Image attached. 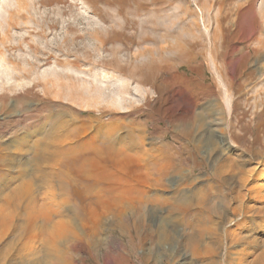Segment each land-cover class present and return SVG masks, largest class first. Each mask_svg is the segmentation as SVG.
I'll use <instances>...</instances> for the list:
<instances>
[{
	"label": "rangeland",
	"instance_id": "1",
	"mask_svg": "<svg viewBox=\"0 0 264 264\" xmlns=\"http://www.w3.org/2000/svg\"><path fill=\"white\" fill-rule=\"evenodd\" d=\"M0 218V264H264V0H0Z\"/></svg>",
	"mask_w": 264,
	"mask_h": 264
},
{
	"label": "bare ground",
	"instance_id": "2",
	"mask_svg": "<svg viewBox=\"0 0 264 264\" xmlns=\"http://www.w3.org/2000/svg\"><path fill=\"white\" fill-rule=\"evenodd\" d=\"M211 141H213V137L211 138ZM119 153V152H118ZM122 154V153H121ZM116 155V154H115ZM117 156V155H116ZM119 156V155H118ZM122 157H124V156H122ZM231 161H233V160H231ZM237 168V167H236ZM236 168H234V169H236ZM136 177V176H135ZM138 178V177H137ZM147 178V177H146ZM145 179V178H144ZM119 182V181H118ZM120 183V182H119ZM136 183V182H135ZM154 183V182H153ZM123 185V184H122ZM125 185V184H124ZM132 185V184H131ZM137 185V184H136ZM141 185V184H140ZM129 187V186H128ZM133 187V186H132ZM144 187V186H143ZM137 189V188H136ZM125 190H127V189H125ZM133 191V190H132ZM109 192V191H108ZM125 192V191H124ZM109 194V193H108ZM124 195L126 194V193H123ZM127 195H128V193H127ZM111 196V195H110ZM109 196V197H110ZM240 196V195H239ZM107 197V196H106ZM123 197V196H122ZM110 199V198H109ZM108 199V200H109ZM112 199H113V196H112ZM112 199H110V201L112 200ZM185 199V198H184ZM118 200V199H117ZM121 200V199H120ZM119 200V201H120ZM133 200V199H132ZM195 200V199H194ZM112 201H115V200H112ZM111 201V202H112ZM119 201H118V203H119ZM138 201V200H137ZM207 201V200H206ZM112 203H114V202H112ZM116 203V202H115ZM114 203V204H115ZM117 203V204H118ZM183 203V202H182ZM117 204H115L114 206H116ZM184 204V203H183ZM186 204V203H185ZM122 205V204H121ZM111 206V205H110ZM189 207V206H188ZM87 208V207H86ZM185 208H186V206H185ZM90 208L88 207V210H89ZM189 209V208H188ZM85 210V209H84ZM92 211L94 210V209H91ZM95 211V210H94ZM223 211V210H222ZM95 212H93V214H94ZM1 219V218H0ZM0 223H2V221L0 220ZM1 225V224H0ZM3 226V225H2ZM190 227V226H189ZM5 228V227H4ZM61 228V227H60ZM68 229V228H67ZM0 230H1V226H0ZM64 230V229H63ZM5 231V230H4ZM60 231V230H59ZM193 233V232H192ZM2 234V232H0V235ZM190 236V235H189ZM191 237V236H190ZM194 237H195V235H194ZM188 238V237H187ZM189 240H191L190 238H188ZM193 239V238H192ZM194 240V239H193ZM191 242V241H190Z\"/></svg>",
	"mask_w": 264,
	"mask_h": 264
}]
</instances>
